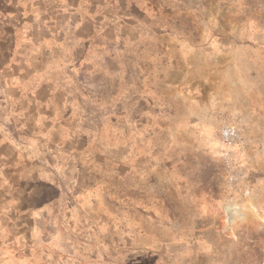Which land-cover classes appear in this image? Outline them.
I'll return each mask as SVG.
<instances>
[{"label":"rangeland","instance_id":"1","mask_svg":"<svg viewBox=\"0 0 264 264\" xmlns=\"http://www.w3.org/2000/svg\"><path fill=\"white\" fill-rule=\"evenodd\" d=\"M0 264H264V0H0Z\"/></svg>","mask_w":264,"mask_h":264},{"label":"built area","instance_id":"2","mask_svg":"<svg viewBox=\"0 0 264 264\" xmlns=\"http://www.w3.org/2000/svg\"><path fill=\"white\" fill-rule=\"evenodd\" d=\"M215 136L218 143V150L222 157L230 158L235 153L240 138L238 127L233 124L223 125L219 128Z\"/></svg>","mask_w":264,"mask_h":264}]
</instances>
